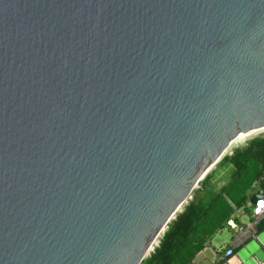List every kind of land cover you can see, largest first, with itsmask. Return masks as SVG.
I'll list each match as a JSON object with an SVG mask.
<instances>
[{"label": "water", "instance_id": "water-1", "mask_svg": "<svg viewBox=\"0 0 264 264\" xmlns=\"http://www.w3.org/2000/svg\"><path fill=\"white\" fill-rule=\"evenodd\" d=\"M263 128L264 0H0V264H143Z\"/></svg>", "mask_w": 264, "mask_h": 264}, {"label": "trees", "instance_id": "trees-1", "mask_svg": "<svg viewBox=\"0 0 264 264\" xmlns=\"http://www.w3.org/2000/svg\"><path fill=\"white\" fill-rule=\"evenodd\" d=\"M222 162L233 167L229 184L213 192L205 189L209 179L206 177L201 191L171 222L158 247L143 264H190L231 219L238 222L235 218L238 211L253 214L254 206H248L251 193L260 191L264 194V138L252 139ZM262 231L264 216L257 225V232Z\"/></svg>", "mask_w": 264, "mask_h": 264}, {"label": "rangeland", "instance_id": "rangeland-1", "mask_svg": "<svg viewBox=\"0 0 264 264\" xmlns=\"http://www.w3.org/2000/svg\"><path fill=\"white\" fill-rule=\"evenodd\" d=\"M255 138H264V132L258 134L256 137H254L252 139H255ZM252 139H250L249 141H247L243 144H239L238 146L234 147L226 155L228 157L231 156L235 150L245 147L247 145V143L250 142ZM227 156H225V157H227ZM232 173H233L232 165L229 164L228 162H222L221 161L207 176L209 179H208L207 187L205 189L213 191V192H218L221 188H223L229 184V182L231 180ZM202 183H203V181L193 191L192 198L198 191H201V186H202L201 184ZM205 193H206V190L204 192H202L201 194L205 195ZM229 237H230V230L228 227H225L220 232H218L216 235H214V237L212 238V245L216 248H219V247H217L219 241L228 240ZM212 261H213V256H212V253L210 250L204 251L203 253L199 254L195 258V262L197 264H211Z\"/></svg>", "mask_w": 264, "mask_h": 264}, {"label": "crops", "instance_id": "crops-1", "mask_svg": "<svg viewBox=\"0 0 264 264\" xmlns=\"http://www.w3.org/2000/svg\"><path fill=\"white\" fill-rule=\"evenodd\" d=\"M235 218L239 223H246L251 219V216L248 215L244 210H240L236 213ZM232 239L233 234L230 230V237L228 238V240L219 241L217 245V247L219 248H216L212 245L211 239L204 250L199 254L203 253L206 250H210L213 256V261L211 262V264H214L216 261V253H219L229 247L231 245ZM237 249L238 250L235 252V256L232 261L233 264H264V231L258 233L257 239L250 240Z\"/></svg>", "mask_w": 264, "mask_h": 264}, {"label": "built area", "instance_id": "built-area-1", "mask_svg": "<svg viewBox=\"0 0 264 264\" xmlns=\"http://www.w3.org/2000/svg\"><path fill=\"white\" fill-rule=\"evenodd\" d=\"M256 192L258 191L252 192L250 198ZM250 198H249L248 206H251ZM262 201H264V199ZM254 208L255 209L253 211V214L251 215V219L248 222L239 223L236 222L234 219H231L227 223V227L231 230L233 234V239L229 247H227L225 250L219 253H216L215 255L216 261L214 264H233L232 261L235 256L234 250L243 246L246 242L250 240L257 239V235H258L257 225L264 216V205L262 207H254ZM160 240L161 238L158 240L156 247H158ZM190 264H196V263L193 261Z\"/></svg>", "mask_w": 264, "mask_h": 264}, {"label": "bare ground", "instance_id": "bare-ground-1", "mask_svg": "<svg viewBox=\"0 0 264 264\" xmlns=\"http://www.w3.org/2000/svg\"><path fill=\"white\" fill-rule=\"evenodd\" d=\"M263 132H264V128L261 129V130H253L252 132L246 134L244 137H242V138H240L239 140H237V141H235L234 143H232V144L230 145V147L228 148L227 152L224 153V154L226 155V154H227L231 149H233L234 147L238 146L239 144H243V143L249 141L250 139L256 137L258 134L263 133ZM218 161H219V160H218ZM218 161H217V162H218ZM217 165H218V164L215 163V164L213 165L211 171H212ZM211 171H210V172H211ZM209 174H210V173H209ZM157 242H158V240L155 242L154 246L150 249V253H151L152 250L156 247Z\"/></svg>", "mask_w": 264, "mask_h": 264}, {"label": "snow or ice", "instance_id": "snow-or-ice-1", "mask_svg": "<svg viewBox=\"0 0 264 264\" xmlns=\"http://www.w3.org/2000/svg\"><path fill=\"white\" fill-rule=\"evenodd\" d=\"M261 203L264 204V201H262Z\"/></svg>", "mask_w": 264, "mask_h": 264}]
</instances>
